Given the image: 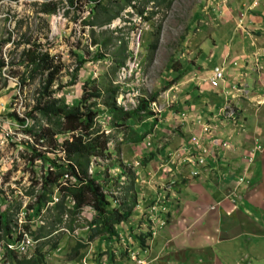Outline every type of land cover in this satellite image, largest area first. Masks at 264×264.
Listing matches in <instances>:
<instances>
[{
	"label": "rangeland",
	"instance_id": "374dc122",
	"mask_svg": "<svg viewBox=\"0 0 264 264\" xmlns=\"http://www.w3.org/2000/svg\"><path fill=\"white\" fill-rule=\"evenodd\" d=\"M40 1L0 0V59L5 62V66L0 67V103L3 104L2 111L6 109L5 120L1 123L2 128L11 129L12 134L0 144V209L9 216L14 236L22 232L23 225H29L32 231L41 225L46 231L49 230L55 212L50 207L51 203L47 202L40 205L39 212L32 216L40 175L48 165L47 162L41 164L40 159L29 161L28 145L43 151L42 154L54 159L55 164L62 161L58 149L51 151L47 144L32 145V139L24 131V124L17 123L7 115L11 111L22 117L29 112L35 115V119L43 120L31 108L38 95L42 76L35 75L29 80L28 74L23 72L19 59L23 48L32 42L39 44L41 50L61 65L48 90H55L51 96L63 98L70 105L78 102L84 85L88 90L94 86L100 89L116 87L114 102L123 110L133 109L139 98L145 99L158 91L155 100L149 104L150 114L127 121L113 119L101 100H94L93 107L100 109V112L93 116L92 123L98 133L109 138L106 144L108 157L90 158L87 173L96 174V182L113 205L119 208L130 205L133 209L134 199L142 201L152 194L150 199H153L157 190L161 193L162 186L163 189L168 188L170 170L174 172L166 159L163 160L168 156L162 154V159L154 160L153 164L148 162L153 159L151 153L166 141L168 144L176 142L178 146V142L186 141L189 133L192 134L193 119L201 114L198 110L202 108L203 101L211 99V96L203 97L206 92L203 88L207 84L206 77L202 79L206 72L203 70L205 62L213 49L225 47L226 41L241 37L240 27L250 19L246 16L254 17L256 10L254 8L252 11V4L248 7L250 0H170L167 9L163 6L150 7L151 4L147 3L141 14L147 18L144 19L132 7L116 6L109 2L113 11L110 21L101 26H89L86 23L91 19V14L85 0H72L71 6L67 0H51L57 5L52 14L38 12ZM134 5L137 3L134 2ZM147 11L154 12L151 14ZM155 28H158L156 41L150 49L148 44L154 39ZM259 38L256 36L255 39L258 43ZM102 40L104 45L101 44ZM79 59L84 62L77 69L75 78H71ZM250 67L254 69L252 63ZM174 71H178V79L159 90V86L165 84L164 78H169ZM246 71L250 75L254 72L250 68ZM20 78L25 79L24 84L19 83ZM213 99L216 100L215 97ZM229 99L232 98L229 96ZM226 100L222 101L219 96L217 107H223ZM5 104L9 106L4 107ZM25 121L28 123L31 119L27 117ZM42 123H45L44 120ZM136 133H142L141 140L130 142L128 137ZM66 136L57 134L55 139L60 142ZM168 149L172 150L173 147ZM33 180L36 182L33 183ZM153 190L156 192L153 193ZM53 195L58 196L55 189ZM159 199H165V194H161ZM143 208L144 205H139L135 212L130 211L131 217L128 215L123 224L127 225L128 222L130 226ZM92 214L90 208L83 207L71 217L62 216L63 224L72 228L65 230L59 224L49 238H45L48 245L41 248L45 264H76L75 257L69 256L77 241L85 244L78 252V259L84 250L95 254L104 251L101 243L97 245V236L90 242L87 240L91 231L86 229V223ZM70 218H73L72 222ZM136 222L133 221L134 225ZM123 224L121 227H124ZM135 227L133 235L136 234ZM53 241L56 244L50 247ZM33 248L30 247L25 255H30ZM2 252L0 245V264L3 261ZM214 254L218 256L217 252ZM247 261L254 263L253 259Z\"/></svg>",
	"mask_w": 264,
	"mask_h": 264
},
{
	"label": "crops",
	"instance_id": "0c3cea01",
	"mask_svg": "<svg viewBox=\"0 0 264 264\" xmlns=\"http://www.w3.org/2000/svg\"><path fill=\"white\" fill-rule=\"evenodd\" d=\"M250 4L254 5L252 11L256 10L254 17L246 16L250 19L240 27L241 37L226 41L225 47L213 49L203 69L206 72L202 79L221 65L225 66L224 81L214 87L205 84L203 88L206 90L203 97L211 96V99L203 101L198 110L209 126V134H204L206 137L200 142L206 147L218 141L225 145L215 146L212 156H204L203 165L183 161L188 153L181 151V147L188 143L192 134L200 136L194 118L192 134L189 133L186 141L178 142V146L176 142H164L148 161L154 164V160L162 159L161 155L166 154L168 157L163 160L166 159L174 170L173 173L170 170L167 189L162 186L161 193L153 190L156 192L153 199L165 194L162 204L155 202L158 206L156 214L148 208L153 202L150 199L153 194L144 198L145 201L134 199L131 213L144 205L137 213L136 224L133 220L131 227L128 222L117 225L123 224L120 229L116 226L118 233L125 230L134 237L143 234V227L152 221L155 235L142 242V248L146 247L148 252L146 264H250L249 259L254 260L253 264H264V23L261 22L264 21V0H250L248 7ZM256 36L260 37L259 43ZM245 40L249 42L244 44ZM251 63L254 69L250 67ZM248 68L254 71L251 75L246 71ZM230 83H237L238 91L231 90ZM219 96L235 107L232 120L217 115ZM256 143L260 144L261 150L254 152ZM191 154L194 155V151ZM247 156H251L252 161L248 162ZM196 157L197 154L190 160ZM94 237L88 238V242ZM96 241L97 245L101 243L104 251L95 254L84 250L81 258L78 259L80 255L74 258L76 264H130L120 250L119 241L99 236Z\"/></svg>",
	"mask_w": 264,
	"mask_h": 264
},
{
	"label": "trees",
	"instance_id": "16d2710c",
	"mask_svg": "<svg viewBox=\"0 0 264 264\" xmlns=\"http://www.w3.org/2000/svg\"><path fill=\"white\" fill-rule=\"evenodd\" d=\"M104 1L105 3L102 4V0H85L88 11L91 14V19L87 21V25L101 26L110 21L113 11L111 5L108 4L109 2L121 7L130 5L138 15L142 14L143 7L148 2H152L150 7L157 8L163 6L165 9L170 4V0ZM134 2L137 3L136 6ZM67 4L71 6L72 0H67ZM37 9L39 13L52 14L56 11L57 5L51 0H41L37 5ZM147 12L153 14L154 11ZM100 17H103V19ZM141 17L147 19L142 15ZM155 29L153 33L154 39L148 44L150 49L155 45L158 28ZM101 44L104 45L103 40ZM19 59L21 64H23V72L28 74L29 80L35 75L42 76L40 86L37 89L38 95L31 108L45 123H42L43 120L35 119V115L32 113L26 112L25 117H29L31 122L25 127L24 131L33 142H38L40 145L47 144V148L51 151L58 149L57 152L61 153L62 156L60 158L62 161L59 164H55L54 159H50L42 154L43 151H37L30 144L28 145L26 143L30 148L28 160L31 161L34 158L40 159L41 164L47 162L48 165L40 175L38 191H36L34 197L36 207L34 208L32 216L39 212L40 205L53 201L52 194L54 189L58 196L55 197L57 200L50 207L54 208L55 212L49 223L50 229L47 231L43 225L37 227L34 231L30 230L29 225L22 226L24 231L28 232L33 239L37 240L28 257L18 255L13 250L7 249L4 246L2 264H44L41 248L48 245L46 239L49 238L51 232L55 231V228L59 224H62V227L67 230L68 228L69 230L72 228L69 225H67V228L63 224V215L71 217L77 214L83 207H89L93 211L90 220L86 223L91 231L89 238L99 236L111 241L117 237L114 226L125 221L130 213V205L125 208H119L113 205L102 192L99 183L96 182V174L91 172L90 174L87 173L90 158L106 159L108 157L106 144L109 138L101 132L98 133L92 123L93 116L100 112V109H94V100L100 99L104 109H107L113 119L127 121L128 119L150 114L149 104L155 100L158 91L152 92L145 99L142 97L139 98L133 109L123 110L117 107L114 102V97L117 93L116 87L100 89L94 86L93 88L91 87V90H88L86 85H84L78 102L70 105L63 98L51 96L55 90H48V88L55 80V76L59 72L61 65L55 63L52 56L48 55L46 51L41 50L39 44L32 42L29 46L23 48L19 53ZM82 62H84L83 59L77 61L71 78H75V73ZM3 65L4 63L0 59V67ZM178 77V71H174L169 78L165 77L164 82L166 85H160L159 90H163L174 79H178ZM24 80L20 78L19 83L24 84ZM139 112H142L141 115H138ZM7 115L14 117L19 123L23 121L14 112L7 113ZM57 134H66L67 136L62 141L57 142L55 139V135ZM141 137L142 133H136L134 136L128 137V140L136 143L141 140ZM43 150L45 151L46 147ZM156 152L151 154L153 155ZM35 182L36 180H33V183ZM8 217L0 209V242L3 244L12 241L14 232V228L10 224ZM69 221L72 222L73 218H70ZM55 242L50 243V247L55 246ZM140 242L142 244V240ZM82 247L83 245L80 242L75 243L71 248L72 254L69 257H76Z\"/></svg>",
	"mask_w": 264,
	"mask_h": 264
},
{
	"label": "clouds",
	"instance_id": "9594fccd",
	"mask_svg": "<svg viewBox=\"0 0 264 264\" xmlns=\"http://www.w3.org/2000/svg\"><path fill=\"white\" fill-rule=\"evenodd\" d=\"M133 3V2H132ZM148 3H152V2H148ZM127 6H129V7H131L130 5H127ZM141 17V16H140ZM227 57V56H226ZM234 62H235V60H234ZM234 64V63H233ZM234 66V65H233ZM222 71H224V69H223V65H221L220 67H218L217 69H215V70H213V72L211 73V75L209 76H207L206 77V81H207V84L209 85L210 83H209V77H211V76H213L216 72H219L221 75L218 77V78H216V80H215V82H216V84L215 85H209L210 87H214V86H216L217 85V83L219 84V82L220 81H224V73H222ZM237 85V83H230L229 84V88L231 89V90H236V91H238L237 90V88L235 87ZM218 86V85H217ZM230 108L232 111H233V115H232V117L231 118H227L226 116H224L222 113H219L220 112V109H222V108ZM223 107H218L217 108V115L218 116H222L223 115V117H224V119H226V120H232L233 118H234V114H235V107L232 105V104H230L227 100L225 101V103H224V106ZM194 121L196 122V124L198 125V129H199V132H200V127H201V125L202 124H204V125H207L208 126V124L207 123H205L204 121H205V117L204 116H201V115H197L196 117H195V119H194ZM198 121V122H197ZM201 133V132H200ZM199 133V134H200ZM205 133H207L206 135H208L209 134V126H208V129H207V132H205ZM192 136H196V135H191V137ZM197 136H199L198 134H197ZM205 136V135H204ZM147 137H148V134H147ZM190 137V138H191ZM206 137V136H205ZM204 137V138H205ZM190 138H189V141H188V143L186 142V145L185 146H182L181 147V151H183V152H185V153H188V155H185V157L183 158V161H185L186 163H193V164H198L197 163V159L199 158V157H201L202 159H203V163L202 164H198V165H203L204 164V156H206V155H210V156H212L213 155V148L215 147V145L214 146H211V145H207V147L206 146H204L201 142H200V140L201 139H204V138H201V134H200V136H199V138H198V147H195V146H190ZM148 143V142H147ZM223 143V142H222ZM256 144L258 145V147H259V149H254V146H256ZM256 144H254V146H253V150H254V152L255 151H260L261 150V146H260V144L259 143H256ZM188 145V146H187ZM224 145H225V143H224ZM216 146H221V145H216ZM202 149L204 150V152L202 151ZM193 152L194 151V155H196L197 154V157H196V159L195 160H193V159H191L190 160V157L192 158V156H194V155H192L191 154V152ZM248 157H251V156H247L246 158L248 159ZM248 161V160H247ZM250 161H252V157H251V160ZM250 161H248V162H250ZM239 181H241L242 179L241 178H239L238 179ZM54 195H56V194H54ZM53 194H52V202H49V203H53V202H55L57 199L55 198L56 196H54ZM161 203L162 204V199L160 200L159 198H155V199H153V202L148 206V208H149V212H153L154 214H156V209H158V206L156 205V203ZM151 207H154V209H151ZM89 208V207H88ZM123 222H125V221H123ZM162 222H164V220L162 219ZM120 223H122V222H120ZM119 223V224H120ZM118 225V224H117ZM116 225V226H117ZM116 226H114L115 228H116ZM13 227V226H12ZM14 228V227H13ZM60 228H62L63 229V227L61 226ZM144 228V231L142 232L143 234H141V233H138L137 234V236L135 235L134 237H132V235L130 234V233H125V230H123V233H121V232H117V230H116V238L114 239V240H112L113 242H117V241H119V247L122 245V249H120L121 251H122V253L124 254V255H126L127 257H128V261H130V264H135V260L134 259H131V254H133L134 256H135V258L136 259H139V260H142L143 261V263L142 264H146V258H147V249H146V247H143L142 248V244H140L141 242V240H142V242H144V240L145 239H150V238H152L154 235H155V229L153 228V226H152V221L150 222V225H148V226H144L143 227ZM65 230H67L66 228H64ZM86 229H89L88 227H87V224H86ZM22 232H26V231H24L23 229H22ZM19 233H21V232H18L15 236H14V232H13V237H12V241L11 242H6V243H2V242H0V245H1V248H2V250H3V247L5 246V248H7V249H10V248H8L7 247V244H11L12 242H13V240L15 239V237H17V236H19ZM27 234H28V232H26ZM29 235V234H28ZM139 236H140V240L138 239L139 238ZM148 236V237H147ZM29 237L32 239V240H35L36 242H35V244L37 243V240L36 239H33L30 235H29ZM138 237V238H137ZM144 237H146V238H144ZM137 239H138V241H137ZM78 242V241H77ZM137 244H136V243ZM82 245H83V247L82 248H84V243H82V242H80ZM35 244H34V246H35ZM33 246V247H34ZM81 248V249H82ZM140 248H142V249H140ZM80 249V250H81ZM12 250V249H11ZM28 250V249H27ZM143 250H145L146 252L145 253H143L142 251ZM14 251V250H13ZM15 253H17L16 251H14ZM32 252V251H31ZM79 252V251H78ZM140 252H141V254H140ZM18 255H24L25 257H28V256H26L25 254H27V252H25V253H23V254H19V253H17ZM31 254V253H30ZM145 254V256L144 257H142L141 255H144ZM78 255V254H77ZM140 255V256H139ZM77 257V256H76ZM105 259H107V258H105ZM45 264V263H44Z\"/></svg>",
	"mask_w": 264,
	"mask_h": 264
},
{
	"label": "built area",
	"instance_id": "2783aa9c",
	"mask_svg": "<svg viewBox=\"0 0 264 264\" xmlns=\"http://www.w3.org/2000/svg\"><path fill=\"white\" fill-rule=\"evenodd\" d=\"M4 66H5V62H4ZM221 74L219 73V72H216L213 76H211V77H209V83L211 84V85H215L216 84V82H215V80H216V78H218L219 76H220ZM1 105H2V107H3V104L2 103H0V129H1V133H0V144H2V140L3 139H7L8 137H10L12 134H11V129H3L2 128V121L3 120H5L4 119V116H5V110L4 111H2V108H1ZM6 106H9V105H4V107H6ZM11 112V111H10ZM9 112V113H10ZM219 113H222L224 116H226L227 118H231L232 117V115H233V111L228 107L227 109L226 108H222V109H220V112ZM15 115H16V113H15ZM17 116V115H16ZM11 118H13L17 123H19L14 117H12V116H10ZM18 117V116H17ZM19 119H22L23 121H22V123H19V124H24L23 126V128H25L27 125H29L30 124V122H26L25 120H26V117H25V115L24 116H22V117H18ZM7 122V121H6ZM24 122V123H23ZM198 122V121H197ZM8 123H10V122H7V124ZM207 129H208V126L207 125H204V124H202L201 125V127H200V134H201V138H204L205 136H204V134L206 135L207 133H205V132H207ZM29 138V137H28ZM198 138H199V136H192L191 138H190V146L192 145V146H195V147H198ZM30 139V138H29ZM33 141V140H32ZM30 143H32V145H33V143H36V142H30ZM36 144H39L38 142L36 143ZM40 145V144H39ZM211 146H216V145H221V146H224V143H222L221 141H218V143H216V142H212L211 144H210ZM41 146V145H40ZM45 149V148H44ZM254 149H259V147H258V145L256 144V146H254ZM202 151L204 152V150L202 149ZM248 161H250L251 160V157H248V159H247ZM197 163L198 164H202L203 163V159L201 158V157H199L198 159H197ZM151 209H154V207H151ZM35 240H32L30 237H29V235L26 233V232H21V233H19V236H17V237H15V239L13 240V242L11 243V244H7V247L8 248H10V249H12V250H14V251H16L17 253H19V254H23V253H25L26 251H27V249H29L30 247H33V245L35 244ZM143 253H145L146 251L145 250H143L142 251ZM131 259H134L135 260V264H142L143 263V261L142 260H139V259H136L135 258V256L133 255V254H131Z\"/></svg>",
	"mask_w": 264,
	"mask_h": 264
}]
</instances>
